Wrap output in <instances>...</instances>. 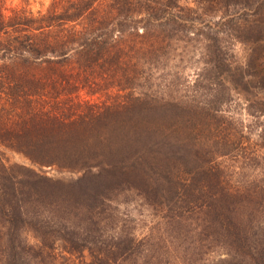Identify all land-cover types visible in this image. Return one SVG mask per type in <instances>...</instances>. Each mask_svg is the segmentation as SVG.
Returning a JSON list of instances; mask_svg holds the SVG:
<instances>
[{"label": "trees", "instance_id": "obj_1", "mask_svg": "<svg viewBox=\"0 0 264 264\" xmlns=\"http://www.w3.org/2000/svg\"><path fill=\"white\" fill-rule=\"evenodd\" d=\"M169 4L50 0L32 11L0 0V264H168L152 233L136 240L117 224L126 191L197 234L195 264H264V177L230 160L241 121L221 113L229 83L190 103L151 89L172 36L155 21ZM169 111L187 130L164 126ZM44 167L79 173L63 181Z\"/></svg>", "mask_w": 264, "mask_h": 264}, {"label": "rangeland", "instance_id": "obj_2", "mask_svg": "<svg viewBox=\"0 0 264 264\" xmlns=\"http://www.w3.org/2000/svg\"><path fill=\"white\" fill-rule=\"evenodd\" d=\"M49 1L5 0V4L35 11L43 10ZM168 1L171 4L159 12L160 18L155 22L166 21L167 26L162 31L172 36L163 63L150 72L151 89H156L167 100L190 103L210 94L217 81L229 83L230 100L222 106L225 111L221 113L231 120L241 121L237 123L240 124L238 129L231 126L228 133L232 147L230 160L244 164V176L264 177V168H258L264 163V140L257 136L260 129H264V0ZM176 18L183 20L180 32L170 28L169 19ZM164 79L173 84L170 90L164 88ZM181 113L166 112L164 126L174 132L187 130L186 116ZM5 158L26 166L29 163L15 152H6ZM224 159L226 157L216 160L224 164ZM41 173L52 179L72 181L79 172L44 167ZM117 201L113 210L123 231L136 240L152 233L156 242L153 248L166 252L168 264L197 262V234L188 227L173 219L160 220L161 214L149 212L142 199L131 191L123 192ZM221 252H210L206 257H223Z\"/></svg>", "mask_w": 264, "mask_h": 264}]
</instances>
